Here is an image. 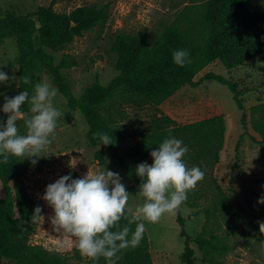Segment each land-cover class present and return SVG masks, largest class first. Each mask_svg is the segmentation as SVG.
Here are the masks:
<instances>
[{
  "label": "rangeland",
  "instance_id": "obj_1",
  "mask_svg": "<svg viewBox=\"0 0 264 264\" xmlns=\"http://www.w3.org/2000/svg\"><path fill=\"white\" fill-rule=\"evenodd\" d=\"M50 2L51 0H0V16L8 12L30 16L38 7H47ZM253 2L264 6V0ZM106 4L109 5V19L104 25L96 26L81 37L74 38L71 43L55 52L47 51L55 64L65 55L74 60V66L61 70V73L65 85L76 97L81 96L92 83L97 81L105 86L117 75L116 56L111 52V47L118 33L134 36L146 32L149 44L152 45L187 5L197 3L194 0H57L53 10L68 14L79 6L102 7ZM0 69L10 77H15L10 85H0V91L9 97L15 96L18 89L17 50L10 38L0 45ZM206 73L221 75L234 82L246 111L264 102V53L229 71L219 61H215L198 72L194 81L198 82ZM43 80L55 86L47 67L40 65L36 72V82ZM54 102L64 115L57 122L53 143L41 153L43 157L35 165L31 163V159L35 157L23 159L10 156L8 160L24 165L21 179L29 197L36 207L42 209L43 218L35 220L29 243L48 251L72 254L76 248L74 238L54 231L50 222L53 210L42 199L48 184L69 172H76L81 177L88 171L93 174L106 169L119 173L121 182L130 192L128 205L133 211L143 203V198L137 195L139 187L131 181L129 171L113 157L106 145L97 143L92 146L88 142V128L80 113L71 111L59 93ZM3 103V97H0V106ZM100 113L114 126L135 132L145 129L153 116H168L178 124H187L222 115L226 132L218 164L210 176L205 174L204 179L188 192L187 200L177 209L183 220L182 228L176 223L175 213H165L155 223L144 221L149 252L154 264H183L180 258L187 244L193 250L194 260L203 264L194 239L204 224L205 210L218 207L213 201L215 188L211 180H214L234 213L216 212L209 224L214 232L228 238L226 243L230 250L220 258L221 264H264V219L261 218H264V203L258 202V197L264 193V140L249 126L243 128L242 111L237 108L226 86L215 81H203L195 87L184 86L156 107L124 91H118L101 106ZM6 118V114L0 112V120ZM18 128L20 134H26L23 121L18 122ZM137 140L136 136H124L114 146L123 165L133 170L134 174L138 164L152 163L151 157L145 161L124 158L127 149ZM98 151L104 154L103 165L96 161ZM135 176L140 180L136 174ZM3 196L4 190L0 183V198ZM181 230L184 237H180ZM86 260L87 257H84L82 264H86Z\"/></svg>",
  "mask_w": 264,
  "mask_h": 264
},
{
  "label": "trees",
  "instance_id": "obj_2",
  "mask_svg": "<svg viewBox=\"0 0 264 264\" xmlns=\"http://www.w3.org/2000/svg\"><path fill=\"white\" fill-rule=\"evenodd\" d=\"M57 0L47 7H38L30 16L8 12L0 16V45L7 38L14 41L17 50V94L23 90L33 92L36 72L40 65L47 67L58 93L65 99L71 111H78L86 122L87 140L95 146L101 144V134H108L112 143L106 145L113 157L129 171L131 181L137 186L141 181L134 171L125 167L117 156L114 146L124 136H136L137 142L129 147L124 158L145 161L158 143L169 135L188 145L183 157L188 167L199 166L210 176L219 162L225 143L226 124L222 115L207 117L187 124H178L168 116H153L145 129L133 131L114 126L100 113L101 106L116 92L124 91L144 102L159 106L184 86L195 87L203 81H215L226 86L232 94L237 108L242 111L241 123L264 140V102L243 108L236 84L221 75L206 73L198 82L194 78L208 64L219 61L229 71L244 65L264 53V6L253 0H194L197 4L187 5L179 16L165 28L152 44L146 32L140 35L118 33L111 52L116 56L117 75L105 86L97 81L76 97L65 85L61 73L75 62L65 55L58 64L47 51L55 52L71 43L74 38L96 26L104 25L109 19V5L102 7L79 6L70 13L53 10ZM36 24L39 28H36ZM186 48L191 53V62L184 67L173 63L172 51ZM29 78L31 84H26ZM16 94V95H17ZM28 105L25 104V112ZM239 142L236 145L238 154ZM103 152L96 153V161L104 164ZM24 165L16 161L0 163V183L4 196L0 198V264H82L84 257L77 248L72 254L48 251L41 246L31 245L29 237L34 231L33 216L35 203L29 197L21 179ZM72 177H80L71 172ZM213 210H205V221L194 243L201 254L203 264H221L220 258L229 252L226 236H220L209 227L216 212L233 215L232 208L216 185ZM197 195L196 192H193ZM264 196V193L258 198ZM192 207H195L192 206ZM176 223L183 227V220L176 210ZM262 220L264 219L261 216ZM127 224L120 221L121 227ZM135 224L131 228L135 229ZM264 227V225H263ZM180 237H184L183 230ZM117 264H154L149 252L146 231L138 247L119 253ZM183 264H198L193 250L186 244L180 258ZM86 264H93L89 258ZM98 264H105L103 257Z\"/></svg>",
  "mask_w": 264,
  "mask_h": 264
},
{
  "label": "clouds",
  "instance_id": "obj_3",
  "mask_svg": "<svg viewBox=\"0 0 264 264\" xmlns=\"http://www.w3.org/2000/svg\"><path fill=\"white\" fill-rule=\"evenodd\" d=\"M172 60L184 67L191 62V53L177 48L172 51ZM14 79L0 69V85H10ZM25 83L31 84V80L26 78ZM32 88V94L25 89L12 97L0 91L4 100L0 112L7 116L0 120V163H6L10 156L35 157L31 159L35 165L55 139L57 122L64 115L54 102L58 90L47 80L36 82ZM25 104L30 116L22 110ZM19 121H23L26 134L19 133ZM100 140L103 145L112 143L108 134H101ZM157 145L150 152L152 163L142 162L135 168L141 180L137 195L143 203L134 211L128 205L130 192L119 173L111 170L88 171L76 178L69 172L46 186L42 199L53 210L50 222L54 231L74 238V246L93 264L101 257L105 264H117L122 250L140 245L146 230L144 221L155 223L165 213L174 214L187 200L188 192L204 179L199 166L185 163L183 157L189 149L183 140L169 132ZM258 202L264 203V196ZM41 213L37 206L33 216L43 218ZM122 219L127 220L123 227ZM132 224L136 225L134 230Z\"/></svg>",
  "mask_w": 264,
  "mask_h": 264
},
{
  "label": "water",
  "instance_id": "obj_4",
  "mask_svg": "<svg viewBox=\"0 0 264 264\" xmlns=\"http://www.w3.org/2000/svg\"><path fill=\"white\" fill-rule=\"evenodd\" d=\"M36 28H39V25L38 24H36Z\"/></svg>",
  "mask_w": 264,
  "mask_h": 264
}]
</instances>
